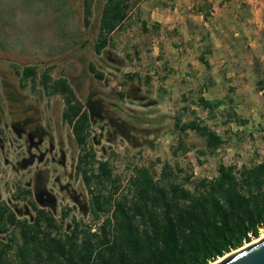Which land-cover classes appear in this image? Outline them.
<instances>
[{
  "label": "rangeland",
  "instance_id": "1",
  "mask_svg": "<svg viewBox=\"0 0 264 264\" xmlns=\"http://www.w3.org/2000/svg\"><path fill=\"white\" fill-rule=\"evenodd\" d=\"M177 1L130 0L134 6ZM105 2L93 0L85 26L83 0H0V208L16 220L30 221L35 203L52 214L62 232L77 222L96 230L99 222L88 212L91 197L99 190L128 192L138 168H148L155 179L162 170L178 182L189 176L186 187L192 190L199 180L214 178L220 164L239 169L264 160L263 29L250 37L234 36L247 26L233 15L213 16V102L221 104L208 111L197 105L207 94L206 84L188 80L164 87L158 81L152 53L159 52L162 41L152 33L162 31L160 24L141 22L134 12L96 52ZM89 64L102 79L89 72ZM29 66L37 76L22 80ZM45 72L53 80L66 78L80 102L92 108L96 121L87 145L79 146L63 121L62 96L43 88ZM148 77L158 79L146 82ZM177 121L205 126L223 144L211 153L196 132L175 127ZM87 152L93 158L85 157ZM98 162L108 163L112 181L88 185L84 171L89 176ZM13 234L18 237V230L10 226L0 232V242ZM262 237L264 231L241 248Z\"/></svg>",
  "mask_w": 264,
  "mask_h": 264
},
{
  "label": "trees",
  "instance_id": "2",
  "mask_svg": "<svg viewBox=\"0 0 264 264\" xmlns=\"http://www.w3.org/2000/svg\"><path fill=\"white\" fill-rule=\"evenodd\" d=\"M84 25L89 24L93 0H83ZM130 0H106L96 46L99 53L124 19ZM88 70L97 79L103 75L92 64ZM34 67H25L22 80L36 78ZM46 90L62 96V119L71 126L76 143L87 145L88 133L96 121L92 108L77 98L66 78L53 80L45 72L40 80ZM220 102L202 97L197 105L208 111ZM181 132L194 131L212 153L223 144L222 138L196 122L175 123ZM183 152H188L180 142ZM85 157L93 158L90 152ZM82 158L79 165L82 164ZM86 183L102 186L112 181L107 162H98ZM189 176L176 181L165 170L155 179L148 168H138L126 193H104L91 197L89 214L99 222L96 230L80 222L61 231L52 214L31 204L35 216L16 220L13 212L0 208V232L17 228L8 242H0V264H208L226 253L241 248L264 231V160L237 169L220 164L217 175L199 180L193 189L186 187Z\"/></svg>",
  "mask_w": 264,
  "mask_h": 264
},
{
  "label": "crops",
  "instance_id": "3",
  "mask_svg": "<svg viewBox=\"0 0 264 264\" xmlns=\"http://www.w3.org/2000/svg\"><path fill=\"white\" fill-rule=\"evenodd\" d=\"M139 2L136 6L129 2L124 19L136 12L141 19L160 24L161 32L156 39L162 41L155 64L158 65V78H147L146 82L158 79L160 84L167 87L171 84H186L188 80L200 82L208 86L207 94L200 96L207 101H213V16L226 13L229 17L237 18L243 27L239 33L249 37L264 30V0H242V2ZM229 9L234 12H229ZM231 14V15H230ZM255 25L257 28H255ZM147 27V26H146ZM252 33V34H251ZM154 38V36H153ZM204 63V66L201 64ZM151 66L147 67L149 75ZM210 69V71L208 70ZM177 80V82H175Z\"/></svg>",
  "mask_w": 264,
  "mask_h": 264
},
{
  "label": "water",
  "instance_id": "4",
  "mask_svg": "<svg viewBox=\"0 0 264 264\" xmlns=\"http://www.w3.org/2000/svg\"><path fill=\"white\" fill-rule=\"evenodd\" d=\"M214 264H264V237Z\"/></svg>",
  "mask_w": 264,
  "mask_h": 264
}]
</instances>
